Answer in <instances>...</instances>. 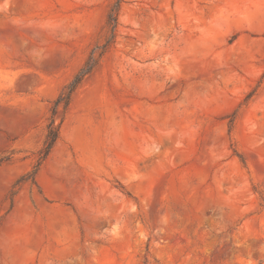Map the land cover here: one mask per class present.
Instances as JSON below:
<instances>
[{
  "label": "rangeland",
  "instance_id": "rangeland-1",
  "mask_svg": "<svg viewBox=\"0 0 264 264\" xmlns=\"http://www.w3.org/2000/svg\"><path fill=\"white\" fill-rule=\"evenodd\" d=\"M114 2L0 0V264H264V0H123L13 194Z\"/></svg>",
  "mask_w": 264,
  "mask_h": 264
},
{
  "label": "trees",
  "instance_id": "trees-1",
  "mask_svg": "<svg viewBox=\"0 0 264 264\" xmlns=\"http://www.w3.org/2000/svg\"><path fill=\"white\" fill-rule=\"evenodd\" d=\"M123 0H115L112 4L108 16H107V26L110 28V37L107 43L93 51L89 60L84 65V67L74 76V78L64 86L59 96L51 102V110H50V122L47 128V136L42 150L39 152V156L37 158V165L35 170L32 173L25 175L20 178L15 185L13 186V194H15V189L19 187L24 181L27 179L35 180V175L38 172V168L41 164L49 157L53 147L59 140V126H56V116L61 108L66 109L72 101V98L78 88L82 85L85 78H87L93 70L96 68L99 62V58L104 55L111 47L113 40L115 39L116 29L118 25V18L120 15L121 7ZM99 51V55L96 54ZM9 161V158H1L0 166ZM261 198L264 200V194H261Z\"/></svg>",
  "mask_w": 264,
  "mask_h": 264
}]
</instances>
